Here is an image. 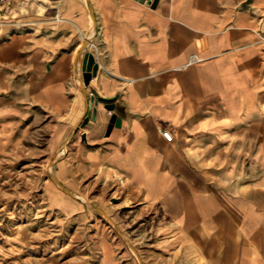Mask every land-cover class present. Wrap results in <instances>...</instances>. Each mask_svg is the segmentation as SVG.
I'll use <instances>...</instances> for the list:
<instances>
[{
    "label": "crops",
    "instance_id": "crops-1",
    "mask_svg": "<svg viewBox=\"0 0 264 264\" xmlns=\"http://www.w3.org/2000/svg\"><path fill=\"white\" fill-rule=\"evenodd\" d=\"M147 1L10 0L3 126L52 119L58 183L158 208L180 262L264 264V0Z\"/></svg>",
    "mask_w": 264,
    "mask_h": 264
},
{
    "label": "rangeland",
    "instance_id": "rangeland-1",
    "mask_svg": "<svg viewBox=\"0 0 264 264\" xmlns=\"http://www.w3.org/2000/svg\"><path fill=\"white\" fill-rule=\"evenodd\" d=\"M11 7L0 4V30ZM47 117L18 109L8 128L0 118V264H185L180 251L158 246V208L105 184L83 179L75 193L58 183L55 159L68 147L52 149Z\"/></svg>",
    "mask_w": 264,
    "mask_h": 264
},
{
    "label": "water",
    "instance_id": "water-1",
    "mask_svg": "<svg viewBox=\"0 0 264 264\" xmlns=\"http://www.w3.org/2000/svg\"><path fill=\"white\" fill-rule=\"evenodd\" d=\"M141 1H145V0H141ZM151 1H152V0H148L147 2L149 3V2H151ZM156 1H157V0H155V2H156ZM88 43H89L88 39H86V40L83 42V44H82V46H81V49H80V51H79V54H81L82 51L87 47ZM90 76H91V73H90V72H86V73L84 74V80H82V82H83L84 85H87V84L89 83ZM94 102H95V98H92V103L89 104V107L92 108L93 111H94V113H95L96 110H95V108H94ZM88 120H89V117H88V116L85 117V118H84V121H83V124H85Z\"/></svg>",
    "mask_w": 264,
    "mask_h": 264
},
{
    "label": "built area",
    "instance_id": "built-area-1",
    "mask_svg": "<svg viewBox=\"0 0 264 264\" xmlns=\"http://www.w3.org/2000/svg\"><path fill=\"white\" fill-rule=\"evenodd\" d=\"M0 4L1 5L9 4V0H0ZM199 60H200V57L198 55H194L191 58V61H199ZM91 103H92V101H91ZM91 103H89V104H91ZM163 136L169 141H172V139H173V135L169 130H163Z\"/></svg>",
    "mask_w": 264,
    "mask_h": 264
}]
</instances>
